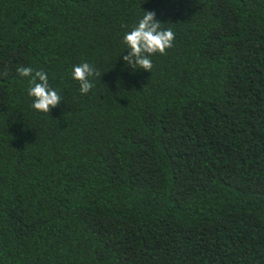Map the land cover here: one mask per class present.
I'll return each mask as SVG.
<instances>
[{"label": "trees", "instance_id": "16d2710c", "mask_svg": "<svg viewBox=\"0 0 264 264\" xmlns=\"http://www.w3.org/2000/svg\"><path fill=\"white\" fill-rule=\"evenodd\" d=\"M145 10L175 34L151 72ZM0 264H264V0H0Z\"/></svg>", "mask_w": 264, "mask_h": 264}, {"label": "clouds", "instance_id": "9594fccd", "mask_svg": "<svg viewBox=\"0 0 264 264\" xmlns=\"http://www.w3.org/2000/svg\"><path fill=\"white\" fill-rule=\"evenodd\" d=\"M174 39L175 34L170 28H161V21L156 18L155 12L145 10L138 23L123 36V43L128 50L123 55V61L132 70L151 72L153 63L150 57L156 53L165 54L172 47ZM17 72L22 77H29L28 95L33 98L32 107L35 110L50 113L52 108L60 105L62 98L56 89L50 87L45 71L20 67ZM100 75L88 62L73 66L72 78L79 82V91L82 94H87L93 88L90 78Z\"/></svg>", "mask_w": 264, "mask_h": 264}]
</instances>
